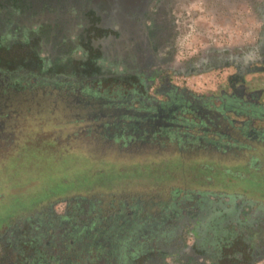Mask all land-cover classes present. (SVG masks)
<instances>
[{"label": "flooded vegetation", "instance_id": "1", "mask_svg": "<svg viewBox=\"0 0 264 264\" xmlns=\"http://www.w3.org/2000/svg\"><path fill=\"white\" fill-rule=\"evenodd\" d=\"M194 1L0 0V47H30L34 67L44 78L73 74L117 85L113 96H101L80 82L69 90L113 107L117 126L138 138H183L208 146L210 156L227 157L233 149L253 156L254 145H264V91L248 78L264 74V0H200L208 8L222 2L246 6L257 16V39L249 47L210 48L183 59L181 49L192 26L188 9ZM230 68L234 72L227 84L211 93L173 81ZM22 79L19 70L0 69V89ZM92 208L80 212L83 224L74 220L70 207L63 216H51L62 224L59 233L65 238L79 239L78 244L69 242L74 252L86 250L94 240L113 264H224L228 249L238 253L230 264L264 260L263 205L209 192L174 199L157 213L139 204L102 217L100 207ZM45 227L35 230L37 244L47 236L52 250L70 246L43 235L52 232ZM13 242L6 236L1 248Z\"/></svg>", "mask_w": 264, "mask_h": 264}, {"label": "rangeland", "instance_id": "2", "mask_svg": "<svg viewBox=\"0 0 264 264\" xmlns=\"http://www.w3.org/2000/svg\"><path fill=\"white\" fill-rule=\"evenodd\" d=\"M188 12L192 26L181 49L183 59L210 48L235 49L256 42L258 19L244 5L228 7L222 2L208 8L196 0ZM30 53L27 46L16 45L8 51L0 47V69L23 74L22 91L11 101L0 100V105H10L0 108V256L5 253L1 248L4 237L24 242L26 236H35L36 228L41 229V222L47 223L54 214L63 216L69 207L75 212L74 220L83 224L86 219L79 214L91 206L94 210L100 207L102 217L118 209L130 211L139 204L147 212L157 213L174 199L194 193L228 194L264 206L263 144L254 145L253 156L233 149L227 157L210 156L208 146L186 139L181 145L156 149L155 154L147 147L137 148L133 137L127 142L120 139L124 133L117 126L108 135L102 129L88 128L90 117L81 116L80 103L75 102L88 96L78 93L81 97L71 100L75 92L69 86L74 89L77 82L101 96H113L117 85L73 74L59 79L41 77ZM76 62L71 63L73 69ZM233 72V68L222 69L173 81L211 93L226 85ZM248 79L264 91V74ZM92 107L87 106L84 114ZM54 230L55 234L59 231L57 226ZM53 252H59L58 248ZM12 253L6 251L7 262L14 260ZM90 257L95 260L94 255ZM21 261L19 257L18 263ZM80 262L89 264L88 256Z\"/></svg>", "mask_w": 264, "mask_h": 264}, {"label": "trees", "instance_id": "3", "mask_svg": "<svg viewBox=\"0 0 264 264\" xmlns=\"http://www.w3.org/2000/svg\"><path fill=\"white\" fill-rule=\"evenodd\" d=\"M35 85H32V87H34ZM21 87L19 85V82L15 83L14 85H8L6 87H3L2 89H0V100L1 101H11L13 99V97H15L17 94H19L18 92H21ZM70 91V90H69ZM68 91V92H69ZM15 95V96H14ZM77 97V95L74 93V96L70 97H65V98H69L71 100H75V98ZM62 100V99H61ZM67 102V100L65 101V103ZM75 102H79L80 104L78 105V109H82L83 112V117H90L89 123V127L91 130H99L102 129V131L104 132V134L108 135L111 131H114L118 128L121 129V131L124 133L122 136V138H120L122 141L127 142L128 139H130L131 137H133L136 141H135V145L137 146V148H141L142 146L147 147L149 149H151L152 153L156 151V149L162 151L164 149H166L169 146H172L174 144H178L181 145L185 140L183 138H171V137H159L158 135H154L152 134L150 136V138H138L136 135H133L132 132H129V130L127 129V127L120 125L117 126V122L118 120V116L115 114V110L113 107H111L110 105H100V101H98L97 99H90V98H86V99H81L80 101H77V99L75 100ZM93 106L91 108V111L89 114H84L85 110L87 109V106ZM71 105L68 106V108ZM6 108H9L10 105H0V108H2L3 110ZM78 115V116H80ZM99 120H102V123H98ZM98 123L95 125V123ZM117 126V128H116ZM97 137V136H95ZM108 137V136H107ZM130 137V138H129ZM106 143H109L110 141L108 140V138H105ZM187 142V141H186ZM111 143V142H110ZM190 146V145H188ZM150 152V153H151ZM155 154V153H153ZM60 220H62L64 222L65 219H70V218H59ZM62 222V223H63ZM49 225V229H52V232H48L46 231L43 235H53V237H58L62 240L63 245L65 246V244L69 245L66 248H63L61 250H59V252H57L56 254L53 252L54 250H52L50 247H47L46 245V241H47V236L46 238L40 240L39 244L36 243V239L32 236H26L24 239V242L20 241V242H16L14 241L13 244H11L9 247H4L3 251L5 253H3V255L0 256V264H81L80 261H82L83 258H86V256H88V263L89 264H113L112 263V259L110 257V255L108 253L105 252H101L99 250L96 249V245L94 240H90L89 244L87 245V249L86 250H80L78 249L76 252L72 251L73 248L75 246H71V243H69L71 240L75 241V243H79V239L76 237H67L65 238L64 235H62L61 233H59V231L61 229H63L62 224L57 223L56 220L54 218H49V220L47 221V223ZM64 225V224H63ZM58 227L59 231L55 234V230L54 227ZM42 229H46L45 227V223H42L41 226ZM30 237V238H29ZM63 237V238H62ZM51 240V239H48ZM34 241L36 243V245L34 246ZM23 243V244H22ZM62 245V246H63ZM25 246H29V248H33L35 247V250L31 251H26L25 250ZM40 246H42V248H39ZM6 251H12V255L14 257V260L7 262V258H6ZM74 252V253H72ZM8 254V253H7ZM91 256H95L93 257L95 260L91 261ZM127 258V255H125ZM19 257H22V261L20 263H18ZM87 264V263H86Z\"/></svg>", "mask_w": 264, "mask_h": 264}, {"label": "crops", "instance_id": "4", "mask_svg": "<svg viewBox=\"0 0 264 264\" xmlns=\"http://www.w3.org/2000/svg\"><path fill=\"white\" fill-rule=\"evenodd\" d=\"M224 197H231L230 195L228 194H225ZM234 197V196H233ZM234 198H237V197H234ZM242 201V200H240ZM225 254H223L224 256V259H223V263L224 264H230L231 262H235L236 260L235 259H232L233 256L235 254H238L237 252L231 250V249H228L227 251L224 252ZM231 260V261H230Z\"/></svg>", "mask_w": 264, "mask_h": 264}, {"label": "built area", "instance_id": "5", "mask_svg": "<svg viewBox=\"0 0 264 264\" xmlns=\"http://www.w3.org/2000/svg\"><path fill=\"white\" fill-rule=\"evenodd\" d=\"M201 75H203V74H201ZM197 76H200V75H196V76H192V77H197ZM176 78H185V77H176ZM189 78H191V77H186L185 79H189ZM184 87L193 90V88L188 87V83L186 84V86L184 85ZM197 92H198V91H197ZM261 264H264V260L262 261Z\"/></svg>", "mask_w": 264, "mask_h": 264}]
</instances>
